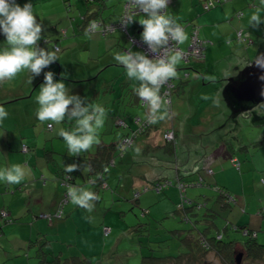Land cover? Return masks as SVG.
<instances>
[{"label": "crops", "instance_id": "crops-1", "mask_svg": "<svg viewBox=\"0 0 264 264\" xmlns=\"http://www.w3.org/2000/svg\"><path fill=\"white\" fill-rule=\"evenodd\" d=\"M121 1L122 5L120 10L113 11L112 13L110 10L105 12V9L109 7V0H94L90 4V11H97V7L104 6L106 8L100 10L101 12H97L96 17L99 16L100 13V17L108 13L107 16H104L105 18L103 20L106 22L116 21L119 18L120 13L123 12L124 1L126 2V0ZM183 1L184 0H169L168 9L166 10L167 14L173 16L181 25H183L185 32L188 35V40L179 46L182 49L186 48L193 30L196 28L197 35L205 41L203 55L197 59L208 56V44L210 41H214L212 43L217 42V44H214L216 53H219L214 62L220 63L223 61L222 64L224 66L226 65L225 68L217 70L216 67L210 69V67L204 65V63H200L198 60V64H193L194 62H191L192 57L188 60V64L182 60L180 66H177V71H183L185 68H187L188 71L193 70L194 75L192 76L193 80L190 81L191 84L196 86L197 84L200 85V79L204 82L206 80L208 83L215 77L217 78L224 75L227 69H229L230 63H235L238 59L247 60L245 57H237L234 55L225 56L223 46L221 49L222 54L220 51H217V48L221 47L219 39L223 38H225V46L231 44L228 43L229 40L235 41L234 44H237L236 48L241 46V42L236 38V33L238 31H247L249 33L252 31L251 27L248 26V19L256 11L255 9H251L254 6L253 0H204L202 8L209 10V12L203 16H200L203 9H201V11L199 5H197L199 0H185V3H183ZM209 1H212V4L209 8H205L204 5ZM201 2L203 1L201 0ZM187 4L188 6L185 7ZM220 4L223 6L212 9ZM228 4H231L229 8L226 7ZM247 6L250 8L248 11L246 10ZM188 8L189 11H187ZM228 9L231 14L230 16H226V10ZM242 10L246 12L243 13ZM93 15H95V13H93ZM109 15L112 16L109 17ZM141 16L143 15H139L136 20H141ZM81 17L83 18V16ZM233 19H235L236 22L231 25ZM228 23H230V26ZM128 26L133 27L132 29L135 31V34L141 38L143 27L138 21H134ZM71 28L74 30L73 26H71ZM81 28H83L82 24H78V30H75V32H84V29ZM49 29L52 30V34L49 33V35L53 36H45L42 32V38L38 41L40 47L43 38L47 39V43L53 41V47L54 45H57L59 48L61 46L69 47L73 42L66 36V29H62L60 32L54 25H50ZM63 32H65V35H63ZM95 32L99 31L96 30L89 33ZM113 32H117V36L113 37L112 41L109 40L108 45L104 47L105 50L97 55V57L99 55L104 56L102 60H98L95 58V55H92L91 57L89 56L87 61L81 62L82 65L77 64L76 61L58 64L59 74H65L63 76V82L70 89V94L79 95L85 100H87V97H89L90 94L89 100H95L96 102L94 105H101L106 110L107 119L105 126L102 129L103 135L100 136V144L94 146L86 153L79 156H70L68 154L67 146L63 141V138L57 135V130L60 127L68 130L65 125L63 126V123L60 125H53L50 128L48 127V124L51 122L41 123L36 119L35 113L38 108L36 97L39 95L40 85L44 82L43 73L45 71H50V66L45 68L39 76H35L31 84L28 83L30 76L25 82L20 79L16 81V78H13L10 81L0 83L2 88L0 98H2L1 100L3 101H7L4 107L9 106L6 107L7 112L9 113V118L7 117V119H5L6 121H3V123L0 124V126H2V132L4 133L12 129V126L15 124L16 126L14 129L17 128V133L15 132L11 136H6V139L4 137V140L0 139V167H7L13 164H26L28 168L31 169L30 175L18 185L9 186L0 182V209L3 207L8 213L6 217H11L12 219L8 222L6 219L0 218V264H78L76 263L77 260L82 261L79 264H89V260L92 261V258L98 253L100 243L97 245V242H101L102 240L103 245L106 246L108 241L111 240L110 234L113 228L119 225V219L113 214L115 211L112 210L111 213V210H108L106 205L107 201H118L119 203L116 207L125 208L129 204L127 202H122V193L125 196V192L131 191L132 189L134 192L131 196L134 199L135 192H138V189H134V179L143 177V174H141L140 177H135L136 174L129 173V177H125L122 184H119L121 175L119 176L118 174L117 176L116 171L114 173L116 179V184L114 186L115 192L108 190L102 191L103 189L110 188L109 186L112 184L113 180L110 178L111 167H113L114 170H116L117 167L123 168L121 165L118 166L117 161L112 157L113 151L115 152V156H120V163L124 161V158L128 159L130 163H133L135 160L130 153L124 155L129 147L124 148L122 151L118 147V142L122 139L120 137L123 134L128 131V134H131L135 131L134 126L136 122L139 121V119L135 117L142 116L145 111V109L143 110L141 108L140 100L133 90L136 86V82L130 81L127 78L124 67L114 59V55L120 50H123L124 48L123 51L126 52L128 50V48H126L128 47V38L124 33V30L116 28ZM99 33L102 34L101 32ZM256 34L257 36L255 39L251 40L250 37L249 44L253 41H257L260 37H264L261 31ZM122 39H126L123 44ZM113 46H116L115 52L112 49ZM131 48L133 49V47ZM244 49L249 53L250 50L245 47ZM59 50H61V48ZM135 50L142 51L139 47ZM74 64L77 68H82V70L77 69L78 71H76ZM63 65L64 70L62 71ZM110 65L114 66V70L109 77L116 76L117 78H115V80L110 79L111 81H108V84L109 86H116V84L119 83V87H115V92L111 95L110 102L106 101L104 104H99L97 103V98L100 96L98 91L101 90L100 86L102 85L98 84L101 81L106 83V69ZM75 73H79L76 74L79 75L77 78L66 77L72 74L74 75ZM190 78L191 72L188 74V81ZM55 79L58 81L62 80V78L60 79L56 75ZM66 79L69 80L67 81ZM177 81L175 80L176 83ZM34 85H37L36 88H34ZM202 85H205V83ZM109 86L105 87L103 85L105 91H107L106 89ZM217 87L218 84H216L214 91H216ZM124 93L125 96L122 99H118L120 96L124 95ZM113 96H115V102L113 105L115 108L112 106L113 103L111 102ZM125 103H127L126 106ZM136 104L142 111L138 109ZM122 112H127V116L125 117L127 126H122L121 128L124 129H120L115 136L114 141L107 143L106 135L104 134L113 127V125L109 124V121L113 117L112 119L115 118V124L116 119L119 116L122 117L120 115ZM133 117L136 120L132 119ZM170 120V124L172 125V119ZM7 122L14 123L9 127ZM151 127L152 125L136 134L134 137L135 140L137 141L138 138L141 140V137L147 136L146 134L149 133ZM24 137L27 140H22ZM18 138L29 146L27 152L20 151V143L17 141ZM242 142L245 147L240 148L237 147L236 143L232 144L225 142L233 152L232 154L229 153L232 156L231 161L229 159L223 160L222 156L219 157L218 155L208 157L211 158L210 163L208 164L210 166L209 168L212 170L211 173L208 174L212 176H209L206 172H204V174L199 173L203 178H206L207 186L197 189L188 188L185 191V194L188 199L191 197L195 198V195L197 196V194H199L197 199L210 203L215 201V196L218 194V191L210 186L211 184L226 189L236 199V201H234L235 203L230 202L229 205L227 204L224 206L225 208H229L228 214H226V219H231L230 222L233 225H244L255 230L256 240L259 241L261 232H264V195L257 197L255 191L252 189V179L256 178L258 174L263 176L264 143L261 142L262 144L259 143V145H255V138H250L248 142L242 140ZM145 145L152 144L145 141L144 146L142 147L143 149L145 148ZM155 147L161 146L157 144ZM233 159L236 161H233ZM234 162L239 165L240 169L236 168L233 164ZM72 163L80 166L79 171L82 174L78 175V179L82 180V182L85 183L84 186L96 192L100 197V199L95 202V210L89 214L84 209L71 204V202H67L64 207L65 215L63 218L48 221L39 217V213H48L52 211L55 208L56 203L62 197V187L58 180L62 173H66L63 166ZM85 164L90 165V170H84L83 166ZM202 169L204 170V168ZM240 170L243 172L242 175L237 173L240 172ZM194 173L196 172L190 174ZM199 174L193 176L191 180H196ZM251 174H253L252 178L249 176ZM98 177L99 179L97 182H94V179ZM163 178L169 179V177L165 176L155 180L151 179V181L153 183L158 180L160 181ZM246 178H248L247 183ZM88 179L92 180V183L89 184L87 181ZM234 180L240 182L238 185L239 190L235 192V194L227 188L228 182H234ZM257 181L260 182L258 179ZM102 183H104V186H102ZM116 191H118V194ZM170 192L171 193H167L166 195L172 203H177L179 200V190L174 187V189H170ZM140 194L141 193L139 192L138 198L140 197ZM223 201H225V198ZM240 207L244 208L245 211H241ZM241 214H243V221L240 220ZM89 215L93 217L91 221L85 219V217ZM107 224H109L111 228L106 226ZM106 228H108V232L104 233ZM260 244L264 243L260 242Z\"/></svg>", "mask_w": 264, "mask_h": 264}, {"label": "rangeland", "instance_id": "rangeland-1", "mask_svg": "<svg viewBox=\"0 0 264 264\" xmlns=\"http://www.w3.org/2000/svg\"><path fill=\"white\" fill-rule=\"evenodd\" d=\"M202 1L203 2L199 0L197 2V5H199L200 10L203 9L202 7L204 0ZM15 2L21 7H23L25 3L32 4L33 12L37 16L38 22L42 24L44 28L43 34L45 36H48L49 33H51L52 31L51 29H49L50 25L56 26L57 30L60 32L62 29H66V36L69 38L70 41L73 42L71 43V45H69V47H64L60 45L61 50H57L58 61H55L50 65V71H53L55 75L60 79H64V77L59 74V63H69L76 61L77 64L82 65L81 62L87 61L89 56L91 57L92 55H95L96 59L102 60L104 56L99 55L101 57H97V55L99 53H102L103 50H105L104 47L108 45L109 40L112 41V38L117 36V32H110L106 35L100 34L99 32L89 34H86L85 31L79 33L75 32V30H78V24L82 23L81 16L90 13V11H88L87 9V6L89 4L88 0H15ZM109 2V7L105 9V12L107 10H110L113 13V11L115 12L120 10L122 5L121 0H109ZM185 2L186 1L184 0L183 3ZM253 5L254 6L251 9L256 10L259 5V0H253ZM187 6L188 4L185 5V7ZM222 6L223 5L220 4L212 9ZM230 6L231 4L226 5V7L228 8ZM249 9L250 8L247 6L246 10L248 11ZM187 11H189V8L187 9ZM207 12H209V10L203 9L200 16L205 15ZM242 12L245 13L246 11L242 10ZM226 14V16L231 15L229 9L226 10ZM107 15L108 13H106L104 16ZM111 16L109 15V17ZM143 18L144 17L141 16V19ZM235 22L236 20L233 19L231 25L235 24ZM228 25L230 26V23H228ZM71 26H73L74 30H72ZM251 29L252 31H250V37L251 39H255V37L257 36L256 33H259L260 31L262 34L264 33V23L260 24L258 27L255 28L251 27ZM250 37L248 38L250 39ZM125 40L122 39V44ZM219 41L221 47L217 48V51H220L222 54L221 49L223 46V50H225V56L234 55L237 57L253 58L257 51V41H253L251 44L247 45L240 43L241 46L238 48H236L237 44L235 45V41L233 40L231 41V44L226 46L224 44L225 38L219 39ZM212 42L214 41H210L208 44L207 57H203L200 59L192 57L191 62H194L193 64H198V60L200 61V63H204V65L210 67V69L216 67L217 70H221V68H225L226 65L224 66L222 64L223 61H221L220 63L214 62L219 53H216V48L214 46V44H217V42ZM4 43L5 37L2 33H0V47H2ZM127 43L129 47L130 44L128 41ZM41 47L45 49L49 48L51 50L52 48H54L53 41L49 43H42ZM115 47L116 46H113L112 48L114 52ZM244 47L250 50L249 53L245 51ZM136 48L137 47H133L132 51H137L135 50ZM180 63L177 66H180ZM74 67L76 71L82 70V68H77L75 64ZM63 70L64 65L62 71ZM113 70L114 66L112 65H110L106 69V81H111L110 79L115 80V78H117L116 76L109 77L110 74L113 73ZM189 71L191 72V78L188 81V86L184 87V89L186 88L185 91H182L181 87L179 88L178 92L174 91L175 88L174 90L173 88L171 90V117L169 116V118L165 121L152 125L151 130L149 131V133L146 134L147 136L141 137V140L140 138H138L137 141L135 140L134 145L132 147H129L124 153V155H126V153H130L132 158L135 159L133 163H130V161H128V159L126 158H124V161L120 163V156H115V152L112 150V157H114L115 161H117V165H121L123 166V168L117 167L116 170H114V168L111 167L110 178L111 180H113L112 184L111 186H109L110 188L103 189L102 191L108 190L115 192V171L117 176L118 174L119 176L121 175V180L119 184H122L125 177H129V173L136 174L135 177H140L141 174H143V177L134 179V189L136 188L138 190L142 189L141 187L143 184H151V179L155 180L167 176L169 177V179H173V182H176L175 180L179 174L180 178H182L183 180L192 181L191 179L193 176H196L199 173L204 174V172H206V169H202V158L204 152H209L211 149H213L212 147H214L219 142V135H224L223 132H218L219 129H216L213 132L215 127L218 125L216 120L220 118L219 114H221V112L223 113L224 109L222 106H219V104L215 100H213L214 102L212 101L214 95H216L214 91L216 83H212L211 81H209L205 85H202V82H200V85L197 84V86L191 84L190 81L193 80L192 76L194 75V71ZM181 72V70L177 71L178 77ZM76 74L79 73H75L74 75L72 74L66 77L77 78V76L79 75ZM29 76L30 74H28L27 70H24L15 77V80L17 81L18 79H20L25 82ZM66 80L68 81L69 79ZM98 85H102L100 86L101 91H105V87L108 86V82L104 83V81H101ZM103 85L105 87H103ZM1 92L2 88L0 86V94ZM114 92L115 90H110L106 93H101L100 96L97 98V103L104 104L106 101L110 102L111 95L114 94ZM124 96L125 93L118 99H122ZM114 97L115 96H113V99L111 100V102L113 103L112 106L115 102ZM1 99L2 98H0V106H2L1 102H3V105H5L7 101H2ZM207 99L209 101H205ZM95 102V100H91L87 103L95 104ZM207 103L209 104V106L205 107ZM126 104L127 103H125V106ZM113 107L115 108V106ZM137 107L140 111H142L138 105ZM260 107L264 108V103L263 106L260 105ZM120 115L122 117L119 116L118 118L126 121L125 117L127 116V112H122V114ZM112 118L110 119L109 124L113 125V127L110 128L109 131L104 134L106 135L107 143L113 142L115 136L118 134L120 129H124L121 127L119 128V126L117 127L114 124L115 118ZM170 119H172V126L175 131L177 142V150L175 155L170 149L171 145L169 144V141L165 140L162 136L165 129L170 127L171 125ZM13 123L7 122V125L11 127ZM241 125V128L236 132L235 135L238 139H242L244 142H248L250 138H255L256 140L264 136L263 130H261L262 128L264 129L263 126H261L260 128L255 127V125L251 124L248 119H242ZM15 126L16 124L12 126V129ZM102 132L103 131H101V135H103ZM6 136L8 137V134L3 133V139L4 137L6 139ZM145 141L149 142L152 145H145V148L143 149L142 147L144 146ZM224 141L232 144L236 143L234 140H232L231 137H228V140L226 141L225 139ZM225 142L221 143L223 145L220 149V153L218 156H222L223 160L229 159L231 161L232 156L230 154H232L233 152L232 149L225 144ZM157 144L161 147H155ZM210 159L211 158L207 159V162L204 165L205 168L210 167L208 164L210 163ZM192 172L196 173L190 174ZM237 173H240L241 175L243 174L241 170ZM262 174L263 176H260L258 174L256 178L252 179V189L255 191L257 197L264 195V172H262ZM208 175L212 176L210 174ZM249 176H251L250 178H252L253 174ZM257 179L260 180V182L257 181ZM247 182L248 178H246V183ZM239 184L240 182L238 180H234V182L230 181L228 182L227 188L232 191L233 194H235V192L239 190ZM210 186L213 188L215 184H211ZM174 187V185H167V187L164 188L162 191H156L153 188H148L146 190L143 189V191L140 192V197L136 199V201L131 196V194L133 195L134 192L131 189V191L125 192V196L127 197H125L123 193L121 195L122 202H127L129 204L125 208H117L116 205L119 203L118 201H107V208L108 210H111V213L112 210L115 211L113 212V214L116 215V217L119 219V225L113 228L110 234L111 240L108 241L106 246L103 245L102 240L101 242H97V245H99V243L100 245L98 248V253H96V255L92 258L93 264H140L142 256L147 255L149 253L154 254L155 256H161L165 254L176 255L179 253V251L183 250L184 245L182 244V240L180 239L184 238L185 234L187 233L181 229H186V227H192L193 223L191 221H184L182 219L183 217H181V215L176 211V206L180 200V197L178 196L179 200L177 201V203H172L166 195L167 193H171L170 189H174ZM216 190L218 191V189ZM116 192L118 194V191ZM233 203L235 202L233 201ZM217 209L219 210L220 215L218 218H216L215 221L221 233L223 234V238L225 240H239L235 245V250H241L242 248L240 244L243 240L241 238H244L243 232L239 230L236 231L233 229V224L230 222L231 219H228L229 221L225 220L229 208L218 206ZM240 209L241 211H245V209L242 207H240ZM197 210V216L204 215V213L206 212L205 206L201 207L200 210ZM191 216L194 224L197 223L200 228V222L195 221L196 219H193L195 218V215ZM240 220L243 221V214H241ZM227 223L232 229L228 226L227 231H224L223 227ZM106 226L111 228L109 224H107ZM191 232H195V230H192ZM259 239L260 240L257 242L264 243V232H261ZM242 253L244 252L242 251ZM209 258L210 264H221L218 259H216L214 256L212 257L211 254Z\"/></svg>", "mask_w": 264, "mask_h": 264}, {"label": "clouds", "instance_id": "clouds-1", "mask_svg": "<svg viewBox=\"0 0 264 264\" xmlns=\"http://www.w3.org/2000/svg\"><path fill=\"white\" fill-rule=\"evenodd\" d=\"M168 4L169 0H129L131 11L121 23L126 27L133 21H138L143 27L142 41L153 56L149 58L148 53L132 51L130 46L126 52L121 50L114 55V59L124 67L127 78L136 82L133 90L145 108L142 119L150 125L165 121L170 116L168 101L161 94V88L178 77L177 65L184 58L183 51L174 44L181 45L188 40L184 27L166 13ZM137 13H142L144 18L134 19ZM262 23L264 0H259L255 13L248 19V26L255 28ZM97 29L98 25L91 23L90 31ZM43 31L31 3H25L21 7L15 0H0V33L5 37V43L0 47V83L10 81L27 70L30 74L28 83L31 84L35 76H39L45 68L58 61L55 48L50 50L39 46L38 41L41 40ZM86 34H89V30H86ZM248 37L250 33L242 31L239 41L247 45ZM252 64L260 70L257 79L261 82L260 95L264 96V53L256 55L248 66ZM64 75L61 73L62 77ZM36 103V119L41 123L51 122L48 127L60 125L65 120L74 122L69 130L63 127L57 130V135L63 138L70 156H79L100 144L101 131L107 119L105 108L87 103L79 95L70 94L63 79L56 80L53 72H44V82L39 87ZM8 115L7 110L0 106V122L7 119ZM171 128L174 130L172 125L167 129ZM120 147L123 151L124 146ZM63 168L66 173H71L80 166L72 163L64 165ZM83 168L90 170V165L85 164ZM30 173L31 169L26 164L2 167L0 182L9 186L18 185ZM66 195L71 204L89 214L95 210V202L100 199L96 192L79 185H67ZM85 219L91 221L93 217L89 215Z\"/></svg>", "mask_w": 264, "mask_h": 264}, {"label": "trees", "instance_id": "trees-1", "mask_svg": "<svg viewBox=\"0 0 264 264\" xmlns=\"http://www.w3.org/2000/svg\"><path fill=\"white\" fill-rule=\"evenodd\" d=\"M88 1H89L88 2L89 5L87 6V9H88V11H90L91 8H89V6L91 7L90 4L94 0H88ZM101 1H104V0H101ZM126 2H128V0H126ZM126 2L124 1L123 5H125ZM104 8H106V7L100 6V7H97V11H90L89 14L83 15V18L81 17V20H82L81 24H82L83 28H81V29H84V31L86 32V30H89L88 29L89 23L92 21H96V22H99L97 31L101 32L102 34H107V33L113 32L116 28L122 30V28L119 26L115 27V29L112 31L111 30H105L107 25H111V24L114 26L118 25L122 21L123 17H122V13H120L119 18L116 21H112V22H106L105 20H103L105 17L104 16L100 17L101 13L99 16L96 17L97 12H101L100 10H104ZM130 11H131V9L128 11L127 15L130 13ZM93 13H95V15H93ZM139 15H143V14L137 13L133 18L136 19ZM130 27L131 26H128V25L125 27L124 33L126 34L127 38H130V37L138 38L142 41V38L138 37L135 34V31L132 29L133 27H131V28ZM89 32H93V31L89 30ZM63 35H65V32H63ZM262 35L264 36V33ZM127 40L129 43L131 42L129 39H127ZM248 40H249V38H248ZM46 41H47L46 38L42 39V43H44ZM189 43H190V40H189L185 49H182L179 45H177V47L182 51H186ZM130 44H131L130 47H139V46L133 44L132 42ZM54 48L56 50L60 49L59 46H57V45H54ZM139 48H141V47H139ZM141 50H142V52H144L142 48H141ZM202 55H203V52L199 57H201ZM199 57H194V58H199ZM186 58L187 59L183 58V61L188 64V60L191 57H189V58L186 57ZM250 58L248 57L247 60L250 61L252 59V58L251 59ZM189 72L190 71H188V69L185 68V69H183V71L179 75V77L175 78L174 81L172 79L173 83L175 82V80L176 81L178 80L177 83L176 82L174 83V87H173V90L175 88L174 91L178 92L180 87L182 88V91L183 90L185 91L186 88L184 89V87L188 86V74H189ZM220 77L221 76H219L217 78L215 77L214 79H212L211 82L218 80ZM199 81L202 82V84H204V83L207 84L206 80H205V82L202 81L201 79ZM106 82H108V81H106ZM118 85H119V83L116 84V86H118ZM34 86H35L34 88H36L37 85H34ZM108 86H109V84H108ZM116 86L110 85L106 89L107 91L99 90L98 93L101 94V93H106L110 90H115ZM89 98H90V94H89V97H87L86 102L91 101V100H89ZM4 101H6V100H4ZM205 101H209V100L207 99ZM1 103H2V106L4 107L3 102H1ZM140 104H141V102H140ZM140 106L143 110L145 109L142 104ZM208 106H209V104L207 103L205 107H208ZM262 106H263V104H262ZM6 107H9V106H6ZM6 107H4V108L7 109ZM171 109H172V106L170 104V106H169L170 116H171ZM8 118H9V116H8ZM135 118L139 119V121L136 122L134 129H140V127H143V129L140 130V131H143V130L147 129V127L148 128L150 127V124H147L146 126H142V123L144 122V120L142 119V116H138ZM135 118L133 117L132 119L136 120ZM242 119L246 120L247 118H242ZM4 121H6V120H4ZM1 123H3V121L0 122V124ZM115 124L117 125V127L118 126L119 127L127 126L126 121L123 119H120V118L116 119ZM64 125L68 130L74 126L73 122L71 123V122H68L66 120L63 123V126ZM255 127L260 128L261 125H256ZM16 129L17 128H15V129L13 128L12 130H8L4 133H6V134H8V136H10V135H12V133L14 134L15 131H17ZM261 130L264 131L263 128ZM128 132L123 134L120 138H126L127 136H129L130 133L128 134ZM0 133H3L2 132V126H0ZM0 139L4 140L3 134H0ZM22 140L25 141L27 139H25V137H24V138H22ZM134 140H135V138H133L132 144L126 145V147H131L134 144ZM17 141H19V143H20L19 144L20 145V151L22 150V151L27 152V150H29V146L26 143H24L23 141H20V138H18ZM261 142L264 143V139H256L255 145H259V143H261ZM242 143H243L242 140L238 139V141L236 142L237 147L238 148L245 147L244 144H242ZM173 144L174 143L171 142L170 145L172 148L170 147V149L175 154L176 153V147ZM126 147H124V148H126ZM91 160H93V159H91ZM233 164L236 166L237 169H240L239 165L237 163L234 162ZM202 168L211 169V168H205L204 163H202ZM206 173L208 174L211 172L206 170ZM81 174L82 173L79 171V169L76 171H73L71 173H62L60 175L59 180H58L61 187H62V197L56 203L55 208L52 211H50L48 213L47 212L46 213H39L38 216L42 217L48 221H52L53 219L63 218L65 215V213H64L65 204L67 202H70L67 195H66L67 185L84 186L85 183L82 182V180L78 179V175H81ZM76 178H77V181H76ZM98 179H99V177L95 178L94 182H97ZM165 180L168 181V183H166L159 191H162L164 188L167 187V185H169V186L174 185L179 190V197H180V200L176 206V211L181 215V217H183L182 219L184 221H188V222L191 221L193 224H192V227H186V229L185 228L181 229V230L185 231L187 234H185L184 238L180 239V240H182L181 242L184 245V248H183V250L179 251L178 254H176V255L165 254V255H161V256H155L154 254L149 253L147 255L142 256L140 264H210V258H209L210 254L212 255V257L214 256L216 259H218V261L221 264H237L235 261V245L237 244V242L239 240H236V239L225 240L223 238V234L221 233V231L218 228L217 223L215 221L216 218H218L220 215L217 207L218 206L224 207L227 204L229 205L230 202L236 201L234 196L222 187L213 186L214 188L218 189V194H216L214 202L207 203L206 201L205 202L200 201L199 199H197V196L199 194H197V196L195 195V198H192V197L189 199L186 198V194H185L186 192L185 191L188 188L195 187V189H197V188H202L204 186H207L206 180L200 174L196 180L194 179L192 181L183 180L182 178H180L179 174L175 180L176 182H173L172 181L173 179H168V178H165ZM87 181L89 184L92 183V180H90V179H88ZM158 181H155V182H158ZM163 181L164 180H160V183H162ZM155 182L150 184L152 186L146 184L148 186L147 189L148 188L155 189V187L153 186V184ZM103 184L104 183H102V186H103ZM180 184H181V186H180ZM144 186L145 185H142V187H141L142 189L138 190L137 194L134 196L135 201L138 198L139 192L143 191ZM144 190H146V189H144ZM224 198H225V201H223ZM205 199H208V198H205ZM204 206L206 208V212L204 213V215L197 216V213H196L198 211L197 209L200 210V208L204 207ZM7 214L8 213L2 207L0 209V218L1 219L4 218V219H6V221L9 222L12 219H11V217L7 218L6 217ZM191 215H195V218H193V219H196L195 221L200 222V225H201L200 228H199V225L197 223L194 224V222L192 221ZM225 220L227 221V219H225ZM228 226L230 227V225L227 223L223 227V230L227 231ZM233 229L236 231H238V230L242 231L243 236H244V238L243 237L241 238V239H243L241 241L242 242L241 244H242V251L244 253H242V258H241V261L239 264H264V244H260L259 242H257L256 237H255V234H256L255 230L250 229L244 225H233ZM192 230H195V232H191ZM90 261L91 260H89V264H92L93 262L91 261V263H90ZM80 262H82V261L81 260L76 261V263H78V264Z\"/></svg>", "mask_w": 264, "mask_h": 264}, {"label": "water", "instance_id": "water-1", "mask_svg": "<svg viewBox=\"0 0 264 264\" xmlns=\"http://www.w3.org/2000/svg\"><path fill=\"white\" fill-rule=\"evenodd\" d=\"M257 42V51L254 57L264 53V37L258 38ZM253 58L250 61L238 59L235 63H230L229 69L224 75L214 81L215 83L218 82V87L213 100L223 107L224 112L219 114L220 118L216 120L218 125L213 132L219 129L218 132H223L224 135H219V142L212 147L213 149L209 152H204L202 161L205 164L208 157L219 155L223 145L221 143L225 139L228 140V137H231L235 142L238 141L235 134L242 126L241 118H247L251 124L264 127V108L260 107L264 103V96L260 95L261 82L257 79L260 70L254 64L248 66ZM259 139H264V136ZM176 144L177 142L175 141L173 145L176 147ZM240 246L242 248V244ZM241 258L242 249L235 250V261L237 264L240 263Z\"/></svg>", "mask_w": 264, "mask_h": 264}, {"label": "built area", "instance_id": "built-area-1", "mask_svg": "<svg viewBox=\"0 0 264 264\" xmlns=\"http://www.w3.org/2000/svg\"><path fill=\"white\" fill-rule=\"evenodd\" d=\"M225 1V0H224ZM212 4V1H209L208 3H206L204 5L205 8H209L210 5ZM130 10V5H129V0L128 2L125 3L124 5V9H123V12H122V17L123 19L127 16V13L128 11ZM122 19V21H123ZM121 21V22H122ZM95 22L97 25H99V22H96V21H92L89 23L88 25V29L90 30V25L91 23ZM119 23L118 25L114 26V25H107L105 30H114L115 27H121L122 30L125 31V26L122 24V23ZM242 31H238L236 33V37L237 39H239V34L241 33ZM133 44L141 47L143 49V51L145 53H148L149 55V58H152L153 54L149 53L148 52V48H147V45L144 44L140 39L138 38H128ZM249 42H250V39H249ZM204 44H205V41L202 40L198 35H197V29L195 28L191 34V37H190V43L186 49V51H183V54H184V58L187 59L186 57H199L202 52H203V49H204ZM175 47H177V45L174 44ZM57 48V47H56ZM174 84H173V81L170 80L168 81L164 86L163 88L161 89V94L167 99L168 101V105L170 106L171 104V90L173 88ZM148 123H146L145 121L142 123V126H146ZM143 127H140V129H135V131H133V133H131L129 136H127L126 138H122L119 142H118V147L121 149V145H123L124 147H126V145H131L132 142H133V138L136 136V134H138L139 132H142L140 130H142ZM163 137L165 140L167 141H170V142H174L175 140V132L174 130L171 128V129H167L164 134H163ZM234 161V160H233ZM209 172H211L212 170L211 169H207ZM166 183H168V181L164 180L162 183H160V181L158 182H155L153 184V186L155 187L156 191H159ZM104 186V184H103ZM181 186V184H180ZM147 185L144 186V189H147ZM137 192H135L134 195H136ZM108 232V228H106L104 230V233H107Z\"/></svg>", "mask_w": 264, "mask_h": 264}]
</instances>
